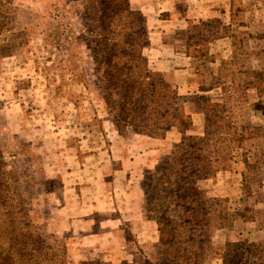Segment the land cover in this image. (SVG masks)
Instances as JSON below:
<instances>
[{
    "label": "rangeland",
    "instance_id": "374dc122",
    "mask_svg": "<svg viewBox=\"0 0 264 264\" xmlns=\"http://www.w3.org/2000/svg\"><path fill=\"white\" fill-rule=\"evenodd\" d=\"M254 1L232 4L229 34L236 41V70L226 74L225 124L212 140L221 137L211 152L214 173L208 178L219 177L221 184L209 195L199 184L207 197L210 236L217 238L200 251L201 264H224L232 240H248L216 233L219 227L244 233L253 229L238 225L240 219L261 227L260 239L250 238L264 243V193L259 190L264 136L257 133L264 126V98L258 107L250 75L264 70V39L255 38L264 32V6L263 12L252 14ZM86 4L12 0L7 25L0 29L1 169L32 206L35 223L47 225L48 242L65 246L66 264H163L164 247L157 242L156 224L145 218L140 185L144 172L156 165L146 167V158L152 161L154 149L168 154L178 137L175 130L152 142L117 133L94 71L90 47L96 23ZM186 98L197 105L193 97ZM248 133L253 135L249 141ZM143 137L149 139L140 146L137 141ZM244 157L252 170L244 166ZM131 200H140V206L133 208ZM186 235L178 233L179 238ZM137 259L140 263H130Z\"/></svg>",
    "mask_w": 264,
    "mask_h": 264
},
{
    "label": "trees",
    "instance_id": "16d2710c",
    "mask_svg": "<svg viewBox=\"0 0 264 264\" xmlns=\"http://www.w3.org/2000/svg\"><path fill=\"white\" fill-rule=\"evenodd\" d=\"M86 2L96 23L90 47L94 71L117 133L122 138L141 135L164 140L175 130L178 137L171 151L144 172L140 185L145 218L156 224L157 242L164 247L163 264H201L200 251L211 246V217L199 184L214 173L205 145L225 124L224 107L205 96L193 97L204 115L203 135H186L192 126L187 110L196 106L178 96L176 88L149 66L143 55L149 41L142 14L132 9L129 0ZM11 4L12 0H0V29L7 25ZM220 24L211 20L189 31L187 54L204 56L208 43L218 37ZM255 38L264 39V32ZM250 75L260 107L264 70H253ZM257 133L263 137L264 126ZM252 137L248 133L246 140ZM243 163L249 171L254 168L246 157ZM8 174L0 165V264H66L65 246L48 242L52 236L45 233L47 225L35 223L32 206L21 199L18 185H11L12 178H5ZM179 232L187 233L186 237L179 238ZM230 248L224 264H264V243L239 239Z\"/></svg>",
    "mask_w": 264,
    "mask_h": 264
},
{
    "label": "crops",
    "instance_id": "0c3cea01",
    "mask_svg": "<svg viewBox=\"0 0 264 264\" xmlns=\"http://www.w3.org/2000/svg\"><path fill=\"white\" fill-rule=\"evenodd\" d=\"M238 1L242 3L248 0ZM129 2L131 7L136 8L146 20V32L149 44L143 50V55L146 57L149 66L160 72L164 80L176 88L178 96H205L211 101L221 103L225 110L226 103L223 101V98L226 92L224 86L227 85L226 79H228L226 74L229 71L236 70L233 66L235 57L234 43L236 41L229 34L231 21L234 17V11H231L233 8L232 4L236 0H129ZM254 2L256 3L250 8L252 14L263 12V1L257 0ZM216 19L222 21L223 25L219 29L218 37L208 43L206 54L202 57L189 56L186 46L189 30L194 28L193 26L203 28L202 24ZM238 27L239 29H248L241 24ZM227 67L229 70H226ZM202 77L207 80L206 83ZM195 106L189 112L192 126L185 133L186 135L202 136L204 115L200 111V107ZM218 138L221 137H217L215 141L205 145V152L210 157L213 156L211 152H215L213 148L217 145L216 141ZM147 139L143 137V139L141 138L137 142L139 145L142 144L144 146L148 142ZM149 140L151 142L154 141L151 138ZM220 140L222 141V139ZM154 151H157V154L154 157H150L152 161L146 158L144 162L146 167H153L157 160L163 156L162 151L159 149H154ZM216 175L219 176L221 173H217ZM220 184L219 177L206 179L201 183L207 195L218 192V187L216 186ZM259 190L264 193V182ZM131 201L133 203H129V205H132L133 208L137 209L140 206V200ZM237 224H244V228H248V225H250L253 229H246V233H244V231L219 227L216 233H219L220 236L223 235L225 239L227 237L234 239L247 238L250 241L253 240L250 237L258 236L259 240L261 234H263L260 229L261 227L256 226L254 222H244V220L240 219L237 221ZM148 225L149 222L144 226L147 227ZM216 238L217 236H212L211 240ZM232 242H235V240H232ZM138 260H131L130 263H136Z\"/></svg>",
    "mask_w": 264,
    "mask_h": 264
}]
</instances>
